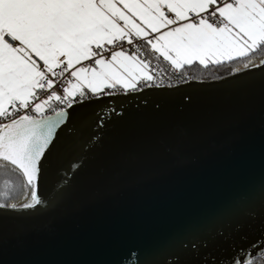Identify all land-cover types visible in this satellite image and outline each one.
I'll use <instances>...</instances> for the list:
<instances>
[{
  "label": "snow or ice",
  "instance_id": "snow-or-ice-1",
  "mask_svg": "<svg viewBox=\"0 0 264 264\" xmlns=\"http://www.w3.org/2000/svg\"><path fill=\"white\" fill-rule=\"evenodd\" d=\"M262 50L264 0H0V264H264ZM148 56L246 71L177 102Z\"/></svg>",
  "mask_w": 264,
  "mask_h": 264
},
{
  "label": "water",
  "instance_id": "water-1",
  "mask_svg": "<svg viewBox=\"0 0 264 264\" xmlns=\"http://www.w3.org/2000/svg\"><path fill=\"white\" fill-rule=\"evenodd\" d=\"M244 71L246 70H242L240 72H244ZM223 78H227V79L220 78L211 81L189 80L183 84L161 87L160 89L156 90L155 94L157 96L167 95L172 100H175L177 102L180 101V98L184 94H188L191 96L199 95L200 98L204 101V103L208 106L222 105V104H226L228 101L231 100L234 94L233 84L235 83V79H236L230 75ZM174 108L175 106H172L170 110H174ZM37 223H42V222L37 221ZM142 239L143 237L139 233L132 232L127 235L125 243L128 246H133L141 242ZM129 264H136V257L134 253L129 255Z\"/></svg>",
  "mask_w": 264,
  "mask_h": 264
},
{
  "label": "trees",
  "instance_id": "trees-1",
  "mask_svg": "<svg viewBox=\"0 0 264 264\" xmlns=\"http://www.w3.org/2000/svg\"><path fill=\"white\" fill-rule=\"evenodd\" d=\"M256 56L264 57V50H262L260 53H257ZM147 58L151 59V61L156 63L161 69L165 71L168 70L167 66L159 58L157 59L150 56ZM241 63L242 61L237 60L231 63H224L222 65L208 64L206 67L198 63H193L191 65H183L182 67L178 68V70L181 77L188 76L189 80L211 81L229 76L228 70L230 69L238 71L244 70L240 68ZM4 178L8 177L0 175V180ZM11 179L13 180V184L10 187L5 188L0 185V200H2L5 195L8 199L12 200V202H15L17 199H25V194L23 189L19 186V183H17V178L15 176H11Z\"/></svg>",
  "mask_w": 264,
  "mask_h": 264
},
{
  "label": "built area",
  "instance_id": "built-area-1",
  "mask_svg": "<svg viewBox=\"0 0 264 264\" xmlns=\"http://www.w3.org/2000/svg\"><path fill=\"white\" fill-rule=\"evenodd\" d=\"M125 47L128 46L125 45ZM151 65L154 72L160 73V75L156 77V83L161 84L162 87L175 86L189 81L188 76H183V77L180 76L178 69L169 67L168 69L169 71L168 70L165 71L152 61H151ZM45 114L46 115L52 114V112H46Z\"/></svg>",
  "mask_w": 264,
  "mask_h": 264
},
{
  "label": "crops",
  "instance_id": "crops-1",
  "mask_svg": "<svg viewBox=\"0 0 264 264\" xmlns=\"http://www.w3.org/2000/svg\"><path fill=\"white\" fill-rule=\"evenodd\" d=\"M159 59H160V60H161L166 66H170V67H172V66H171L170 64H168L166 61H164L162 57H160ZM193 63H198V64H200L198 60H194ZM193 63H192V64H193ZM208 64H212V63L209 62ZM185 65H187V64H185ZM200 65H201V64H200ZM181 67H182V66H181Z\"/></svg>",
  "mask_w": 264,
  "mask_h": 264
},
{
  "label": "rangeland",
  "instance_id": "rangeland-1",
  "mask_svg": "<svg viewBox=\"0 0 264 264\" xmlns=\"http://www.w3.org/2000/svg\"><path fill=\"white\" fill-rule=\"evenodd\" d=\"M156 64V63H155ZM170 66H167V68L169 69ZM49 115V114H48Z\"/></svg>",
  "mask_w": 264,
  "mask_h": 264
}]
</instances>
